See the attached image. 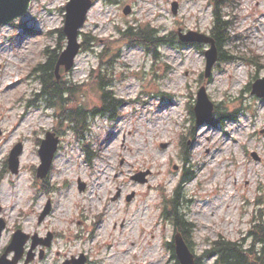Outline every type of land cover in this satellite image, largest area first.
Returning <instances> with one entry per match:
<instances>
[{
    "label": "rangeland",
    "instance_id": "rangeland-1",
    "mask_svg": "<svg viewBox=\"0 0 264 264\" xmlns=\"http://www.w3.org/2000/svg\"><path fill=\"white\" fill-rule=\"evenodd\" d=\"M66 2L31 0L22 16L0 25V255L20 228L30 236L51 233L50 245L37 244L28 264H62L81 255L84 264H176L168 244L174 230L161 214L163 198L176 187L195 224L192 252L200 264H212L213 257H203L211 240L246 239L251 219H264V96L250 91L264 77V0H232L222 9L232 22V40L223 48L235 58L215 62L208 77V45L164 44L152 53L118 31L150 24L166 38L178 30L208 34L209 0H95L80 31L99 42L79 50L72 68L60 73L85 84L74 103L98 105L90 71L105 49L110 88L122 104L113 117L88 113L78 136L61 106L39 94L37 79L43 49L56 47L57 36L49 33L63 26ZM201 86L221 118L210 113L197 124L191 108ZM46 131L58 137V147L48 173L38 178ZM17 142L22 152L12 173L6 159ZM185 169L193 175L187 183ZM47 201L50 211L38 221Z\"/></svg>",
    "mask_w": 264,
    "mask_h": 264
},
{
    "label": "trees",
    "instance_id": "trees-1",
    "mask_svg": "<svg viewBox=\"0 0 264 264\" xmlns=\"http://www.w3.org/2000/svg\"><path fill=\"white\" fill-rule=\"evenodd\" d=\"M232 0H209L212 6V25L209 30V35L213 39L217 48V61L226 62L232 61L235 57L227 56L223 47L232 40L229 28L231 20L226 19L223 13V8L227 3H232ZM121 38L129 44L139 45L147 51L155 53L156 48L164 44L181 45L176 33L171 31V37L166 38L164 35H159V31L150 24L144 25H128L126 28L118 31ZM49 34H56V47L48 51L47 47L43 49L46 60L39 63V74L37 79L40 84L39 94L45 96L46 101L51 106H61V116H64L68 121L69 127L78 136L86 124L87 114L95 116L97 114L113 117L115 111L122 104L120 98L110 88L111 83L108 79V69L110 66V57L107 56L106 50L99 54V64L90 71L91 81L98 89L99 103L90 109L83 107L82 103H74V94H77L81 87L85 84H74L61 76L56 78L54 73L55 64L58 54L65 43V35L62 27L51 31ZM81 40L82 50H93V47L98 44L96 36L83 34ZM258 58V56H255ZM64 95L67 98H64ZM64 101L70 105L64 107ZM192 109V108H191ZM192 113V111H191ZM212 115L221 118L218 106H214ZM221 120V119H220ZM82 133V132H81ZM193 178L185 169L182 173V182L187 183ZM162 216L168 220L173 227L175 233H179L189 248L192 250L191 239L193 237L195 224L189 221L186 213L183 211L181 200L179 199L177 189L163 198ZM252 225L248 230L247 237L239 240H231L220 236L217 239L211 240L209 246L205 249L203 257H213L212 264H264V219H251ZM172 253L174 254L173 242L169 243ZM200 257H195V264H200ZM176 264H179L176 262Z\"/></svg>",
    "mask_w": 264,
    "mask_h": 264
},
{
    "label": "water",
    "instance_id": "water-1",
    "mask_svg": "<svg viewBox=\"0 0 264 264\" xmlns=\"http://www.w3.org/2000/svg\"><path fill=\"white\" fill-rule=\"evenodd\" d=\"M30 1L31 0H0V25L9 23L19 16H22L27 10ZM92 5L93 0H68L64 6L65 18L63 32L66 37V45L59 54L55 64L56 78L59 77L58 71L60 66H63L64 70L68 71L74 64V59L80 50L79 30L82 27L86 18V14ZM171 8L175 13L177 8L176 1L172 2ZM128 10L129 9L127 8L124 10V12L127 13L129 12ZM178 36L181 41L209 44V47L204 52L206 58L204 76L208 77L212 66L217 59V48L213 39L207 34L191 30L187 33H182L180 30H178ZM251 87V93L256 94L257 96H264V77L256 79L251 84ZM212 108L213 104L208 100L204 86H201L197 91V100L195 106L193 107L196 123L199 124L206 120L212 112ZM57 145L58 137L54 136L53 132H46L45 138L41 141L40 148L38 149L40 164L36 169L37 177L43 178L49 171L54 153L57 149ZM21 152L22 144L20 142L16 143L9 152L7 164L8 168L13 173L17 172L18 157ZM254 156L256 158L255 154ZM83 188L84 183L80 182L79 190H82ZM49 208V202H47L45 208L39 216V220H41L49 212ZM4 226L5 221L0 217V235ZM27 238V234L23 233L20 229H16L11 237L10 242L6 245L0 255V264H16L22 257L23 245ZM50 238L51 235L48 234L47 237L42 240V244L48 246L50 243ZM173 241L175 254L179 263L195 264L194 255L182 237L179 234H176L174 235ZM36 244L37 242L33 241L31 244V249L34 248ZM10 251H14V255L11 259L7 258V255ZM32 257L33 253L29 251L23 264H28ZM84 260L85 258L81 256L79 259L74 261L73 264H84ZM63 264H68V262H64Z\"/></svg>",
    "mask_w": 264,
    "mask_h": 264
},
{
    "label": "flooded vegetation",
    "instance_id": "flooded-vegetation-1",
    "mask_svg": "<svg viewBox=\"0 0 264 264\" xmlns=\"http://www.w3.org/2000/svg\"><path fill=\"white\" fill-rule=\"evenodd\" d=\"M34 254H36V251L34 250ZM44 255V250L43 249H41V251L39 252V254H38V257L39 258H42L40 255ZM36 256V255H35ZM173 256L175 257V259H176V256L173 254Z\"/></svg>",
    "mask_w": 264,
    "mask_h": 264
},
{
    "label": "bare ground",
    "instance_id": "bare-ground-1",
    "mask_svg": "<svg viewBox=\"0 0 264 264\" xmlns=\"http://www.w3.org/2000/svg\"><path fill=\"white\" fill-rule=\"evenodd\" d=\"M207 131H208V130H204L202 133H207ZM155 173H157V172H155ZM152 178H153V177H152ZM84 203H85V202H83V204H84ZM143 264H147V262L144 261Z\"/></svg>",
    "mask_w": 264,
    "mask_h": 264
}]
</instances>
